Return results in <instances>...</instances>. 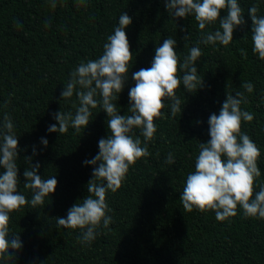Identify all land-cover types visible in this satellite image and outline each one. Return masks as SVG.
<instances>
[{
    "label": "trees",
    "instance_id": "1",
    "mask_svg": "<svg viewBox=\"0 0 264 264\" xmlns=\"http://www.w3.org/2000/svg\"><path fill=\"white\" fill-rule=\"evenodd\" d=\"M238 3L246 23L234 29L233 40L224 46L205 45L194 15L174 17L163 0H0V127L8 114L19 141L17 191L30 202L32 191L24 188L26 156L31 164L39 163V175L58 181L44 204L33 208L29 203L10 213L9 237L19 235L22 247L12 260L0 258V264H264V219L245 216L238 205L237 215L221 222L214 210L185 211L179 199L187 174L195 170L198 145L210 139L209 116L218 115L227 94L237 91L247 100L241 109L254 116L242 121L241 131L260 150L254 196L264 184V60L252 50L249 13L256 6L257 15L264 16V0ZM122 12L132 18L125 31L133 56L123 90L113 101L121 115L130 114L132 74L151 67L156 47L168 37L176 40L181 64L192 47H199L195 66L204 83L195 92H187L182 83L175 90L181 99L175 117L165 100L163 115L154 119L157 131L146 142L150 155L129 167L117 191L106 193L112 222L107 228L101 224L95 240L82 244V230L58 227L57 217L66 218L68 209L88 195L98 165L84 161L99 152V139L110 134L107 113L99 104L90 109V122L79 132L69 127L63 134L49 133L47 128L58 125L54 113H75L77 96L62 99L61 92L82 61L103 54ZM226 15L227 9L221 10V18ZM217 29L219 19L203 32ZM244 82L254 85L251 93L241 87ZM131 135L144 146L141 129ZM170 152L173 164L166 163Z\"/></svg>",
    "mask_w": 264,
    "mask_h": 264
},
{
    "label": "clouds",
    "instance_id": "2",
    "mask_svg": "<svg viewBox=\"0 0 264 264\" xmlns=\"http://www.w3.org/2000/svg\"><path fill=\"white\" fill-rule=\"evenodd\" d=\"M163 2L174 17L194 15L202 33L201 41L205 45L219 43L228 46L233 40L234 29L246 23L238 0ZM51 6L55 8V2ZM223 9H227V15L221 18ZM257 12L256 6L249 8L252 50L264 60V16H258ZM218 19L219 29L203 32L206 25L213 24ZM131 23L132 18L122 12L113 34L107 36L103 54L97 59L82 61L70 73L61 98L69 99L75 93L79 106L74 114L63 111L54 113L53 118L58 125L51 124L47 128L49 133L63 134L69 127L79 132L90 122V109L99 104L107 113L110 134L107 138L99 139V152L91 160L84 161L86 165H98L93 168L92 179L88 181V195L81 203H75L68 209L66 218L57 217L58 227L82 230L78 237L82 244H90L95 240L96 230L101 224L107 228L112 222L111 216L106 214L109 210L106 193L109 190L117 191L129 167L139 158L150 155L146 142L152 140L157 131L154 119L163 115L165 100L171 102V116L175 117L181 111V99L175 90L182 83L187 92H195L204 83L197 75L198 69L195 66L201 56L199 47H192L181 64L175 51L176 40L168 37L162 45L156 47L151 67L141 68L132 74L136 83L129 91L130 114L121 115L113 101L117 99L116 94L123 90L126 74L129 72L128 64L133 56L125 31ZM45 26H48L47 21ZM181 70L182 77L178 75ZM241 87L248 93L254 89L251 82H244ZM97 96L100 97L99 100ZM242 103H247L244 92L227 94L219 114L212 113L209 116L210 139L198 145L195 170L187 174L179 198L185 211L191 212L194 208L201 212L214 210L216 220L222 222L236 216L239 205L245 216L264 219V184L259 186V191L254 196V182L261 175L257 164L260 150L249 135L241 131L242 121L251 122L254 116L241 109ZM134 128L141 129L144 146H141L139 137L131 135ZM41 143L47 146L48 140L41 137ZM18 145L13 122L5 114L3 126L0 127V166L5 169L0 173V258L6 260H12L14 252L22 247L19 235L9 237L10 213L29 203L33 208L44 204L45 197L54 193L58 184L54 176L45 179L39 175V163L31 164V157L26 156L29 167L23 172L26 178L24 188L32 191L30 202L18 192ZM33 153L35 154V148ZM165 159L167 164L175 162L171 152Z\"/></svg>",
    "mask_w": 264,
    "mask_h": 264
}]
</instances>
